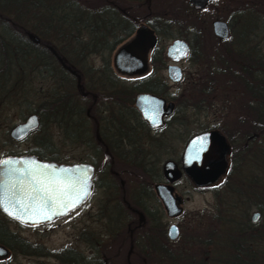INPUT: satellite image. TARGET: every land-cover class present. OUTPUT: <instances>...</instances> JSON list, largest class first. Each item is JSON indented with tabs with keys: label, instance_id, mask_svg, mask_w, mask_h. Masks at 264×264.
Returning <instances> with one entry per match:
<instances>
[{
	"label": "flooded vegetation",
	"instance_id": "1",
	"mask_svg": "<svg viewBox=\"0 0 264 264\" xmlns=\"http://www.w3.org/2000/svg\"><path fill=\"white\" fill-rule=\"evenodd\" d=\"M215 1L207 0L202 8H195L186 0H85L83 8L86 10L126 12L130 17L131 26L134 27L133 32L111 52L107 60L89 55L80 70L66 65L65 60L50 49V75L48 79L45 78L48 80V88L35 89L37 100L33 101L31 108L22 115L21 122L9 129L7 135L12 145H27L29 141L31 148L27 152L9 149L0 160L27 156L46 164H57L52 141L55 129H59L66 140L83 146L85 154L81 160L62 164L81 163L90 166L91 191L80 206L65 216L36 226L18 223L0 211V264H20L19 257L38 259L45 256L44 254L56 257L54 253L42 254L43 248L40 245H32L26 241L28 247L21 245L24 240L13 232L9 225L18 230H48L58 221L66 220L77 213L80 215L83 208L86 213L80 215L81 219L74 229L81 241L89 247V251L99 257L89 263H82L74 257H65L62 260L57 256L58 260H67L70 264H179V215L173 218L167 216L154 187H169L171 196L179 208L177 183L183 177L193 183L181 172L180 157L187 141L206 131H200L199 125H196L197 132L185 137L187 131H180V127L184 128V109L179 108V90L176 95L169 92L171 86L179 87L182 82L181 64L186 59L190 61V43L181 37L157 34L151 26L161 30L162 27L165 29L168 26V29H165L167 32L169 28L173 29L166 19V12L169 10L176 12L184 6L194 11L212 10ZM141 26L151 32L152 45H149L147 40H137L136 31ZM167 38L171 42L165 46L163 39ZM174 40L183 41L188 48L187 56L177 63H173L166 56L167 47ZM125 46L135 52L138 60L144 65L143 70L134 69L132 71L135 74L129 75L121 71L119 64H114L117 52ZM198 46L197 55L200 53ZM91 59H97L98 66L90 64ZM55 62L61 71L58 76L55 74ZM169 66L180 70V81H170L167 74ZM41 70L45 68L38 66L34 72L39 79ZM57 89H61L58 94L64 98L58 102L55 99ZM140 95H151L163 100L164 106L157 109L158 120L161 122L159 126L152 127L142 118L135 106V100ZM16 97V104L24 107L28 105L27 99L21 98L20 93L16 94ZM168 104L173 107L171 113L165 115ZM29 117H34L35 127L25 132L22 137L21 134L12 137L14 129L23 125ZM227 146L225 161L228 159L230 166L231 149L228 143ZM167 155H176V158L165 159L162 163L158 161L160 156ZM167 162H172L175 166L178 173L175 180H168L162 172L163 164ZM223 176L214 183H226L219 180ZM50 177L48 173L47 180L39 179L34 183H54ZM44 189L49 196L50 185L48 188H37L38 192ZM96 190L100 192L96 204L85 208ZM38 217L48 218L49 215ZM170 226H175L177 231L173 241L167 236ZM66 253L68 252L65 251L63 255ZM124 253V257L121 256Z\"/></svg>",
	"mask_w": 264,
	"mask_h": 264
},
{
	"label": "trees",
	"instance_id": "2",
	"mask_svg": "<svg viewBox=\"0 0 264 264\" xmlns=\"http://www.w3.org/2000/svg\"><path fill=\"white\" fill-rule=\"evenodd\" d=\"M228 1L240 6L225 10L228 38L205 46L198 55L197 42L188 41L189 59L198 71L179 96V108L184 109V123L189 122V110L211 114V127L201 123L199 129L226 138L230 166L226 183L210 189L216 199L213 216L195 225L190 241L179 247V264H264V58L258 47L264 37V0ZM85 3L0 0V95L17 100L38 66L45 68L41 77L48 79L50 49L80 70L89 55L107 60L133 32L126 12L86 10ZM216 10L211 19L221 18ZM151 28L171 36L164 27ZM28 34L39 43L31 42ZM55 68L58 76L56 62ZM60 90L57 102L64 99ZM55 162L64 163L57 152ZM251 209L259 214L258 226L248 218ZM25 243L21 245L28 247Z\"/></svg>",
	"mask_w": 264,
	"mask_h": 264
},
{
	"label": "water",
	"instance_id": "3",
	"mask_svg": "<svg viewBox=\"0 0 264 264\" xmlns=\"http://www.w3.org/2000/svg\"><path fill=\"white\" fill-rule=\"evenodd\" d=\"M186 1L195 8H202L207 0ZM211 33L219 41L228 38L227 26L222 21L215 20L211 23ZM136 35L137 40H147V43L152 45L153 36L147 28L139 27ZM27 37L33 43L38 42L31 34H28ZM187 54V45L181 40H174L166 50L167 58L173 63L184 59ZM115 58L114 64H119L121 71L126 74H135L132 70H143L144 68L143 63L138 60L135 52L128 46L121 48ZM167 74L171 82H178L181 79V72L175 66H169ZM135 106L150 126L157 127L161 124L158 120L157 109L164 106L163 100L151 95H140L135 100ZM172 107V104H168L164 114L169 115ZM34 127V117H29L23 125L14 129L11 136L17 137V134H21L20 137H22L25 132ZM227 152L226 140L219 132H201L187 141L180 157V170L193 182L195 187L203 188L213 185L227 169L225 161ZM162 172L170 181L178 177L172 162L163 164ZM48 173L54 183H34L39 179L47 180ZM91 176L92 168L81 163L46 164L27 156L1 159L0 211L16 222L29 226L40 225L63 217L69 211L80 206L88 197L92 187ZM3 181L7 183H3ZM48 185H50L49 196L45 189V192L44 190L38 192V186L48 188ZM154 190L169 218L181 214V208L176 206L169 187L157 185ZM40 215H49V217L39 218ZM258 218L259 214L255 212L250 215L249 220L254 223ZM176 235L175 226H170L167 231L169 240H175Z\"/></svg>",
	"mask_w": 264,
	"mask_h": 264
},
{
	"label": "rangeland",
	"instance_id": "4",
	"mask_svg": "<svg viewBox=\"0 0 264 264\" xmlns=\"http://www.w3.org/2000/svg\"><path fill=\"white\" fill-rule=\"evenodd\" d=\"M244 1V0H241ZM249 1V0H248ZM235 8L239 9L240 6L236 5L234 2H229L228 0H216L213 3V9H207L206 11H194L192 9H188L187 7H182V9L177 10L173 13L169 10L166 12V19L171 22L173 29L169 28L171 31L170 37H181L185 41L189 42H198L199 44V52L206 50L208 45H211L216 41V39L211 35V23L215 21L211 19L214 16L215 9H218L220 19L218 21H222L226 23L228 20V12H225L226 9ZM173 13V14H172ZM137 14V13H136ZM192 22V25H189ZM168 29V26L165 28ZM164 45H168L171 40L170 39H163ZM259 49L260 54L264 58V37L260 38L259 40ZM162 44V45H163ZM193 47L195 43H192ZM163 45V46H164ZM196 46V44H195ZM206 46V48H205ZM197 50V48H196ZM90 64L93 66H98L97 59H91ZM181 70L183 72V79L179 87L171 86L169 92L171 94H178L179 96L183 97V92L186 89V84L188 83L189 79L192 78V74L195 72L197 73V69L191 61L187 60L182 62ZM48 80L45 77L37 78L36 74H33L30 78V84L26 85L27 90L21 95V98L25 97L27 99L28 105L22 106L16 104L17 100H13L12 98L6 97L1 94L0 95V158L7 153L9 149H17V152H27L29 147L28 144H31L28 141V144H19V145H12V143L8 140L7 135L8 131L11 127L17 125L21 122L22 115L26 112L27 109L31 108L33 101L37 100V97L34 95V91L36 88H43L47 89ZM39 86V87H37ZM22 101V100H20ZM214 107V106H213ZM189 118L188 123H184V128L180 127V131L184 130L187 131L186 136H189L197 132L195 130L196 125L202 123V125H206L209 128L210 125L213 124V117L210 113L204 114L199 113L196 114L193 111L189 110L186 112ZM221 115V114H220ZM197 121V123H196ZM195 123V124H193ZM53 146L58 153L59 157L64 162H75L81 160L84 157V148L80 145V143H73L72 141L66 140L59 129H55L54 138H53ZM181 144H179V152ZM168 158H176V155H167V156H160L159 160L160 163ZM227 162V169L223 174V178L221 177L219 180H224L225 175L229 170V160ZM225 181V180H224ZM220 183H215L213 185L203 187L202 189H196L192 183H189L188 180L183 177L177 183L179 187V206L181 208V214L179 215V247H184L190 241V233L193 232V228L197 224L206 223L207 219L210 216H213L214 210L216 208V199L213 196V192L210 189L217 188ZM100 195L99 190H96L91 198L86 204L85 208L96 204ZM85 212L84 208L82 209V213ZM255 209H251L248 213V218L252 213H255ZM81 213V214H82ZM86 213V212H85ZM80 214V215H81ZM78 213L74 216H70L66 220H61L55 223L54 226L49 227L48 230H40L39 232L29 231L26 229H17L13 225H9L11 230L18 234L20 238L24 241L32 244V245H40L43 248V253H54V255L59 256L58 258L64 259L65 257L70 259L74 257V259H78L80 262L88 263L93 261V259H97L99 256H95L94 253L89 251V247L81 241L78 232L74 229V226L79 222L81 219ZM255 226L260 224V218L257 219L256 222L253 223ZM69 250H71L69 252ZM68 252L65 255L64 252ZM73 251V252H72ZM45 256H40L38 259L34 258H25L19 257L18 263L20 264H70L69 261L66 260L60 261L56 257H50L47 254ZM94 255V256H93ZM125 253L121 256L124 257ZM119 260V258H118Z\"/></svg>",
	"mask_w": 264,
	"mask_h": 264
}]
</instances>
